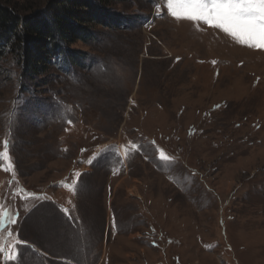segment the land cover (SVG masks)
I'll return each instance as SVG.
<instances>
[{"label":"rangeland","instance_id":"rangeland-1","mask_svg":"<svg viewBox=\"0 0 264 264\" xmlns=\"http://www.w3.org/2000/svg\"><path fill=\"white\" fill-rule=\"evenodd\" d=\"M51 1L0 3L30 16ZM110 11L133 29L72 46L94 63L55 98L0 62V264H264V49L167 0Z\"/></svg>","mask_w":264,"mask_h":264},{"label":"trees","instance_id":"trees-1","mask_svg":"<svg viewBox=\"0 0 264 264\" xmlns=\"http://www.w3.org/2000/svg\"><path fill=\"white\" fill-rule=\"evenodd\" d=\"M114 1L117 0H52L42 11L30 16H20L17 10L0 3V62L7 54L13 55L22 80L32 83L35 90L50 88L51 99L55 98L57 90L54 87L60 81V76L91 71L94 63V58L72 50V46L96 41V27L111 31L133 29L135 19L110 11ZM101 69L106 72L105 66ZM25 87L27 84L21 85L20 90L25 91ZM58 94L66 96L65 92ZM65 96H61L60 100L66 102ZM263 127L262 119L251 126L256 132ZM12 217L17 222L20 215L14 213ZM64 218L71 221L68 217ZM12 224L6 223V230ZM21 241L28 243L23 239ZM47 258L46 261L55 260L49 256ZM61 260L59 264H76L74 259Z\"/></svg>","mask_w":264,"mask_h":264},{"label":"snow or ice","instance_id":"snow-or-ice-1","mask_svg":"<svg viewBox=\"0 0 264 264\" xmlns=\"http://www.w3.org/2000/svg\"><path fill=\"white\" fill-rule=\"evenodd\" d=\"M167 8L169 14L177 20L203 22L248 47L264 49V0H167ZM9 147L10 141L6 140L5 151L0 153V157H8ZM161 157L164 160L170 159L162 151ZM70 190L75 192L77 188ZM7 220L9 223L15 222L10 214ZM2 223L3 219H0ZM0 251L3 249L0 248Z\"/></svg>","mask_w":264,"mask_h":264}]
</instances>
